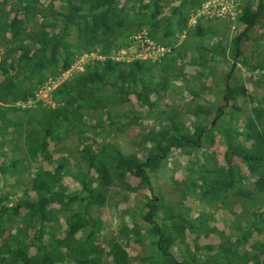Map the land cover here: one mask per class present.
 Returning <instances> with one entry per match:
<instances>
[{
    "label": "trees",
    "instance_id": "1",
    "mask_svg": "<svg viewBox=\"0 0 264 264\" xmlns=\"http://www.w3.org/2000/svg\"><path fill=\"white\" fill-rule=\"evenodd\" d=\"M202 2L0 0V183L10 186L0 193V264H133L135 259L141 264H264V201L256 198L264 194V60L242 51L250 32L264 26V0H246L229 51L254 74L253 84L263 94L232 83L227 45L221 38L203 43L206 28L200 22L188 31L182 49L173 48L159 61H126L112 53L129 46L131 36L143 29L154 40L174 37ZM196 38L198 43L189 42ZM79 51L97 57L54 88L53 105H23L48 78L69 70ZM216 61L228 63L229 71L213 79ZM175 81L199 99L195 105L163 106ZM132 97L144 112L117 111ZM220 98L231 102L228 110L218 106ZM240 98L252 106L243 109ZM211 113L221 118V126L211 127ZM145 119L153 124L138 137L142 156L109 139ZM216 130L225 140L223 163L197 151L212 146ZM71 136L77 154L55 158L53 145ZM176 150L194 154L181 182V200L145 194L131 222L124 220L117 235L102 240L103 224L94 207L108 205L118 188L152 191L148 171L161 168ZM25 173L27 185L18 182ZM66 175L79 182V191L67 192ZM230 197L242 206L246 197L252 205L226 229L211 224L207 210L185 203L196 198L216 211L226 208ZM214 233L218 244L201 243L203 235ZM131 242L142 247L140 255L130 254Z\"/></svg>",
    "mask_w": 264,
    "mask_h": 264
},
{
    "label": "rangeland",
    "instance_id": "2",
    "mask_svg": "<svg viewBox=\"0 0 264 264\" xmlns=\"http://www.w3.org/2000/svg\"><path fill=\"white\" fill-rule=\"evenodd\" d=\"M124 1V0H121ZM172 5H177L180 0H169ZM246 0H203L202 4L195 11H189L188 13V22L186 28L182 31L175 29L174 37L172 38H157V40L150 38L148 30L143 29L135 33L130 38L129 46L113 51V55L118 59H124L130 61L133 59H149L151 61H159L162 59L163 55L169 54L172 52V49L181 48L186 41L188 31L191 30L198 22L202 23L204 28H206V33L202 38L203 43H212L216 39L221 38L223 44L227 45V58L229 62H233L232 68V83L241 82L244 84L249 93L254 94L260 93L263 94V91L254 86L252 77H254L251 71L244 66L242 63L237 60H232V57L229 53L232 37L237 32V17L240 14L242 6L245 4ZM168 12V9L165 10ZM250 37L242 42V51L243 54L252 57L253 55L261 56L264 60V26H259L254 28L250 32ZM169 40V41H168ZM198 43V38L191 39L189 42ZM153 48L148 49L147 46ZM157 47H164L165 50H159ZM188 54L192 53L187 52ZM95 53H89L86 51H79L75 56L72 63V66L69 71H65L60 75L52 76L48 78L43 84H41L37 90L36 96L34 99H31L23 105H35L38 101L43 102L45 105H53L52 92L53 88L59 83L70 77L76 71H79L85 63L93 58H96ZM213 75L212 78H221L227 71H229V64L224 63L223 61H216L213 64ZM187 72L191 73L193 69L191 67L186 68ZM211 80V79H210ZM194 87H199V82L194 83ZM205 97L211 98V94H207ZM198 98L194 100L191 95H188L186 89L183 87L181 81H175L168 89L165 100L163 101V106L165 108H182L188 105H195L198 102ZM205 104L209 105L207 102ZM225 105V106H224ZM231 102H224L222 98L218 100V106H224L227 110L230 108ZM239 105L246 109L252 106V102L248 98H240ZM132 110L144 112L143 108L136 100L135 97H132L130 103L122 104L117 107L119 112H131ZM215 111V108H213ZM244 115H242L243 117ZM228 117V115H227ZM236 117V115H235ZM193 120V117L187 116V121L190 122ZM208 121L213 126H221L222 120L217 117L215 113H211L208 116ZM235 122V121H234ZM153 124L152 120H142L140 125H134L129 130L114 134L109 136L110 140L115 142L119 147H121L126 152H134L139 156H142L143 153L138 144V137L143 129L149 128ZM214 142L211 147L199 148L198 154L207 153L211 157H215L220 163L224 162L223 153L226 149L225 140L222 134L216 130L215 131ZM99 141L105 140L98 138ZM55 150V158L60 157L61 155L68 154H77V140L75 137L71 136L70 138L62 141L57 145L52 147ZM194 154L190 150H176L173 151L168 158L165 159L161 168L156 171H148V175L151 180L152 191L147 189H140L138 192H128L121 189H117L113 192L111 201L105 207L98 208L94 207L93 213L97 214L102 220V230H101V239L105 237L115 236L118 233L122 222L124 220L131 222V215L133 208L137 204V200H142L145 194L148 196L158 195L163 198L164 201L169 202H178L180 201V190L185 188L181 183L186 177L185 168L188 165L189 161L193 159ZM132 180L131 177H129ZM133 181V180H132ZM19 183L23 185L28 184V175L25 173L21 176ZM179 182V185L177 184ZM8 185L13 184V179L8 181ZM64 183L66 185L67 192H75L80 190L79 182H77L72 175H66L64 178ZM137 183V180L134 181ZM6 188L9 189L10 186H4L3 183H0V193ZM257 200L264 201V194L259 197L256 196ZM244 202V206L240 202L234 201L231 197L227 199L226 208H222L216 211L213 209H208L205 203L198 202L196 198H189L185 200L186 204H190L193 210H198V208H203L210 213V223L216 224L219 229H226L230 227L232 221L235 219L241 218L249 214V209L252 205L250 199L246 197H241ZM127 211V212H125ZM237 217V218H236ZM62 223L64 220L62 219ZM188 239L191 241L192 234H188ZM201 243L209 244H218L219 237L217 234L203 235ZM128 250L132 256H137L142 247L135 243L131 242L128 245ZM176 250H173V252ZM177 252V251H176ZM141 254V253H140ZM139 254V255H140ZM133 264H141L138 259H135ZM254 264V263H249Z\"/></svg>",
    "mask_w": 264,
    "mask_h": 264
},
{
    "label": "built area",
    "instance_id": "3",
    "mask_svg": "<svg viewBox=\"0 0 264 264\" xmlns=\"http://www.w3.org/2000/svg\"><path fill=\"white\" fill-rule=\"evenodd\" d=\"M147 48H148V49H151V48H153V47H151V46L149 45V46H147ZM157 49H159V50H165L164 47H157ZM81 69H83V67H81ZM81 69H80V70H81ZM69 70H70V69H69ZM69 70H67V71H69ZM67 71H66V72H67ZM67 78H68V77H67ZM65 79H66V78H65ZM65 79H63V80H65ZM63 80H62V81H63ZM62 81H61V82H62ZM61 82H60V83H61ZM60 83H59V84H60ZM55 87H56V86H55ZM55 87H54V88H55ZM54 88H53V90H54ZM37 90H38V89H37ZM36 93H37V91H36ZM35 96H36V95H35Z\"/></svg>",
    "mask_w": 264,
    "mask_h": 264
},
{
    "label": "water",
    "instance_id": "4",
    "mask_svg": "<svg viewBox=\"0 0 264 264\" xmlns=\"http://www.w3.org/2000/svg\"><path fill=\"white\" fill-rule=\"evenodd\" d=\"M213 123V122H212Z\"/></svg>",
    "mask_w": 264,
    "mask_h": 264
}]
</instances>
